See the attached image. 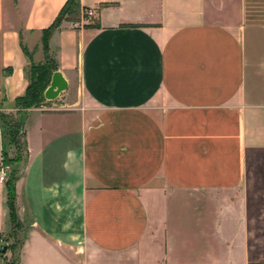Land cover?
I'll return each instance as SVG.
<instances>
[{"label": "crops", "instance_id": "1", "mask_svg": "<svg viewBox=\"0 0 264 264\" xmlns=\"http://www.w3.org/2000/svg\"><path fill=\"white\" fill-rule=\"evenodd\" d=\"M65 1L0 0V111ZM79 1L98 25L63 21L47 42L75 102L18 115L0 264L264 259V0Z\"/></svg>", "mask_w": 264, "mask_h": 264}, {"label": "trees", "instance_id": "2", "mask_svg": "<svg viewBox=\"0 0 264 264\" xmlns=\"http://www.w3.org/2000/svg\"><path fill=\"white\" fill-rule=\"evenodd\" d=\"M87 8L80 5L79 0H66L60 8L58 14L52 23L42 31V44L45 53V60L42 64H34L29 57L30 63L27 68L28 85L24 94L16 97L12 104L7 107L14 108L17 116L16 121H12L5 113L0 112V131L2 137L1 160L3 166L8 167V175L4 181L7 196V208L9 220L12 225L18 224L15 214V180L17 174L25 160L26 146L24 132L18 115L26 112L29 108L38 107L41 102H45L43 92L49 85L51 74L56 69L52 59L47 55V42L51 34L59 28L63 21L79 23L81 20L87 19L84 13ZM84 26H97V22L90 18L83 24ZM26 52V49L23 48ZM14 150L13 155L10 151ZM22 151L24 153H22Z\"/></svg>", "mask_w": 264, "mask_h": 264}, {"label": "rangeland", "instance_id": "3", "mask_svg": "<svg viewBox=\"0 0 264 264\" xmlns=\"http://www.w3.org/2000/svg\"><path fill=\"white\" fill-rule=\"evenodd\" d=\"M89 19V18H87ZM87 19H84V20H87ZM61 99V100H60ZM76 100V90H75V87L74 86H70L69 84L67 85V88L62 91L59 96L54 99V100H51V101H47L45 99V102H41V105H48V104H51V103H55L56 105H58L59 103H62V104H73V102H75ZM71 105L67 106L65 105L66 107H71ZM3 107H6V104H3ZM0 112H3L5 113V115H7L10 119H12V121H16L17 119V116L15 113L13 112H8L6 111V109H3V111H0ZM19 121H20V125L22 126V129H23V122H24V118H19ZM11 155H13L14 153V150L12 149L10 151ZM22 153H24L22 151ZM9 169V168H8ZM13 228H18V224L16 225H13ZM15 251L17 250V246L19 244V241H20V238H18L17 240H15ZM255 247H258V246H255ZM259 251L262 252L264 251V247L263 245H259L258 247ZM249 264H264V259L263 258H260L259 260H250Z\"/></svg>", "mask_w": 264, "mask_h": 264}, {"label": "water", "instance_id": "4", "mask_svg": "<svg viewBox=\"0 0 264 264\" xmlns=\"http://www.w3.org/2000/svg\"><path fill=\"white\" fill-rule=\"evenodd\" d=\"M67 81L60 71H54L51 74L49 85L43 92V96L47 101L56 99L59 94L67 88ZM6 246L1 247L0 251L5 252Z\"/></svg>", "mask_w": 264, "mask_h": 264}, {"label": "built area", "instance_id": "5", "mask_svg": "<svg viewBox=\"0 0 264 264\" xmlns=\"http://www.w3.org/2000/svg\"><path fill=\"white\" fill-rule=\"evenodd\" d=\"M82 13L86 14L88 17H91L94 15L95 9L88 8L85 11H83ZM7 175H8V167L3 166L0 163V181H3V182L6 181Z\"/></svg>", "mask_w": 264, "mask_h": 264}]
</instances>
